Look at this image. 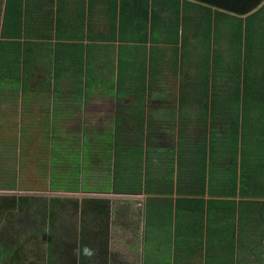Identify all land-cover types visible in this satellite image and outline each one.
I'll return each mask as SVG.
<instances>
[{"label": "crops", "instance_id": "crops-1", "mask_svg": "<svg viewBox=\"0 0 264 264\" xmlns=\"http://www.w3.org/2000/svg\"><path fill=\"white\" fill-rule=\"evenodd\" d=\"M9 1L0 0V124L15 117L28 125H51L50 162L42 170V175L50 173L51 182L56 183V190L51 191L67 195L73 209L86 199L99 200L100 222L107 218L103 207L116 205L114 223L110 229L105 226L112 240L100 246L88 244L86 253H136V259L126 264L139 263V208L155 193L122 189L139 183L141 149L147 153L151 146L153 152L159 151L164 156L162 169L167 165L172 172V165H177L174 157L180 152L185 157L188 149L197 154L204 144L210 151L212 137L218 149L235 147V135H143L141 143V115L164 129L176 123L171 120L174 106L167 95V76L175 66L172 58L184 41L173 35H185L179 30L182 18L177 21L172 16L176 5L169 0H148V4L141 0H18L19 30L14 34L6 29L12 16L9 12L16 10L9 8ZM190 1L193 4L180 6L181 14L183 8L196 17L201 12L196 5H208L202 0ZM263 8L264 0H259L242 13L246 27L249 18ZM260 78L264 90V78ZM9 85L16 88L9 89ZM237 146L250 160L260 158L262 166L253 171L247 160L240 169L244 194L227 196L233 201L227 246L218 244L219 206L213 208L215 222L211 234L209 230L208 201L217 202L221 196L167 192V198L183 211L190 200H204L203 205L199 203L202 229L190 230L183 212L178 224L181 242L169 246H179L178 264H253L258 253L264 252V135H238ZM31 155L27 151L26 179L32 172L29 166L38 171ZM170 182L178 187L177 178ZM117 183L121 190L115 189ZM88 225L99 230L92 221ZM120 231L136 240L116 243ZM188 236L195 237L196 243H187Z\"/></svg>", "mask_w": 264, "mask_h": 264}, {"label": "rangeland", "instance_id": "rangeland-1", "mask_svg": "<svg viewBox=\"0 0 264 264\" xmlns=\"http://www.w3.org/2000/svg\"><path fill=\"white\" fill-rule=\"evenodd\" d=\"M202 1L208 5H196L201 8L196 17L182 8L179 30L185 35H173L184 40L172 58L175 66L167 76V95L174 106L170 110L171 120L176 123L164 129L152 124V120L148 123L141 115L138 135H141V143L143 135H235V147L226 151L218 149L212 137L210 151L204 144L197 154L188 149L185 157L182 152L174 157L177 165H172V172L167 171V165L162 169L160 160L164 156H159V151L153 152L151 146L147 153L141 149L139 183L122 190L153 191L155 194L139 208L142 218L138 242L142 250L137 258L140 262L133 264H178L179 246L171 249L169 246L181 242L178 224L183 212L191 223L190 230L198 232L202 229L199 203L203 205L204 200H190L189 207L183 211L181 205L176 206L171 198H167V192L186 190L191 196H221L223 199L217 202L208 201L209 230L211 234L215 222L213 208L219 206L218 244L227 246L231 224L229 207L233 202L227 196L244 194V177L240 178V169L243 170L247 160L252 162L249 166L253 171L262 166L260 158L250 160L246 151L238 148L237 137L264 135V90L260 83V77L264 78V8L249 18L246 27L242 13L259 0ZM190 2L193 4L185 0L181 5H190ZM174 5L177 10L179 0ZM12 7L16 10L9 12L12 16L7 19L6 29L15 34L19 30L18 0L9 1V8ZM177 11L172 16L176 15L178 21ZM220 54L221 59H218ZM2 61L1 56L0 67ZM8 88L16 87L9 85ZM8 94L12 95L11 91ZM15 120V117L9 118L7 123L0 124V189H6L0 190V264H52L48 261L50 257L54 264H126V261L136 259V253L130 252H119L120 256L86 253L88 244L100 246L112 240L105 226L108 224L110 229L114 223L111 219L115 217L116 205L103 207L102 212L107 218L100 222L99 200L86 199L73 209V202L67 195L58 196L51 191L56 190V183L51 182L50 173L42 175L43 166L50 162L47 147L51 125H28ZM27 151L32 152V159L38 165V171L35 166H29L32 170L29 179L25 173ZM176 178L177 188L170 182ZM167 183L173 188H167ZM115 189L121 190L118 183ZM90 221L99 230L91 228ZM121 232L116 236V243L136 240L129 234L124 237ZM195 241V237L186 238L187 243ZM258 255L253 264H264V252ZM230 261L234 263L235 259L230 258Z\"/></svg>", "mask_w": 264, "mask_h": 264}, {"label": "trees", "instance_id": "trees-1", "mask_svg": "<svg viewBox=\"0 0 264 264\" xmlns=\"http://www.w3.org/2000/svg\"><path fill=\"white\" fill-rule=\"evenodd\" d=\"M169 1L171 2V4H175V2L177 0H175L173 3H172L173 0H169ZM183 1H185V0H183ZM145 3L148 4V1H145ZM180 6H181V1L179 0V7L177 10H180ZM176 11H174V12L176 13ZM177 14L179 15L178 19H180V11L179 12L177 11ZM1 252H2L1 254H3L4 251H1ZM48 261L51 262L52 264H54V260L51 257H50V260H48Z\"/></svg>", "mask_w": 264, "mask_h": 264}]
</instances>
